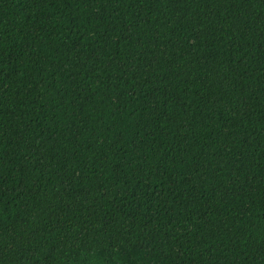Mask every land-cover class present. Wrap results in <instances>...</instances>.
Here are the masks:
<instances>
[{
    "label": "trees",
    "instance_id": "16d2710c",
    "mask_svg": "<svg viewBox=\"0 0 264 264\" xmlns=\"http://www.w3.org/2000/svg\"><path fill=\"white\" fill-rule=\"evenodd\" d=\"M0 264H264V0H0Z\"/></svg>",
    "mask_w": 264,
    "mask_h": 264
}]
</instances>
